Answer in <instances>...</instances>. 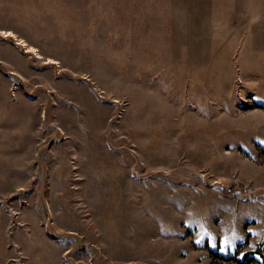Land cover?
Wrapping results in <instances>:
<instances>
[{
	"label": "rangeland",
	"instance_id": "obj_1",
	"mask_svg": "<svg viewBox=\"0 0 264 264\" xmlns=\"http://www.w3.org/2000/svg\"><path fill=\"white\" fill-rule=\"evenodd\" d=\"M1 29L42 57L0 34V264H264V0H0Z\"/></svg>",
	"mask_w": 264,
	"mask_h": 264
},
{
	"label": "bare ground",
	"instance_id": "obj_2",
	"mask_svg": "<svg viewBox=\"0 0 264 264\" xmlns=\"http://www.w3.org/2000/svg\"><path fill=\"white\" fill-rule=\"evenodd\" d=\"M0 34L4 35V36H12V37L16 38L17 42L19 44H21L25 48L26 51L33 53L34 56L37 57V58H41L42 57V54L39 51L37 46L29 43L24 37L17 35L14 31H12L10 29H5V30L1 29L0 30ZM47 60L50 61V62H57V60L52 58V57H47Z\"/></svg>",
	"mask_w": 264,
	"mask_h": 264
}]
</instances>
